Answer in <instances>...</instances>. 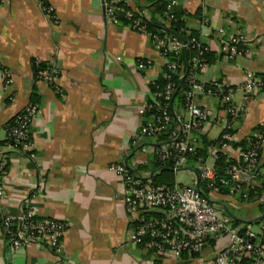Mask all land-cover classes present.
Masks as SVG:
<instances>
[{"label":"crops","instance_id":"crops-1","mask_svg":"<svg viewBox=\"0 0 264 264\" xmlns=\"http://www.w3.org/2000/svg\"><path fill=\"white\" fill-rule=\"evenodd\" d=\"M47 2L55 7L58 23L44 12L41 0H0V160L6 159V171L0 175L5 189L0 199V264H196L212 259L224 238L210 240L201 254L185 258L156 255L133 243L124 185L109 169L128 158L130 170L152 175L151 168L143 167L150 166L151 156L143 147L153 140L142 137L135 143L134 138L145 121L139 110L165 59L147 35L122 23H108L103 0ZM149 2L128 0L134 9ZM179 8L186 12L187 28L197 30L214 53L199 79L218 78L234 88L233 101L241 106L246 70L264 76V0H180ZM219 26L242 32L252 52L235 59L222 56L214 33ZM139 58L153 60L154 67H140ZM33 59L58 67V87L36 79ZM5 72L12 82L2 76ZM34 90L40 108L30 128L35 143L31 157L8 144L7 124L32 101ZM199 102L214 110L204 132L217 139L226 113L214 97L201 96ZM177 110L181 115V108ZM232 124L236 142L256 127L264 131V91L252 95ZM226 153L239 160L242 148L230 144ZM186 170L194 175L191 184H196L198 173ZM210 199L221 209L249 207L245 218L230 211L242 222L261 215L259 200L241 203L222 194H210ZM27 200L38 215L67 223L60 253L43 242L11 249L1 218L16 213ZM256 224L261 232L262 223Z\"/></svg>","mask_w":264,"mask_h":264},{"label":"built area","instance_id":"built-area-1","mask_svg":"<svg viewBox=\"0 0 264 264\" xmlns=\"http://www.w3.org/2000/svg\"><path fill=\"white\" fill-rule=\"evenodd\" d=\"M180 0H169L167 5L168 18L164 21L169 24L176 17L172 8ZM44 12L54 23L59 22L55 7L47 0H41ZM108 23H118L117 13H122L129 20L128 27L134 31L147 35L155 49L165 59L160 76L166 80L165 86L158 90H151L150 97L144 102L140 113L154 111L141 125L134 138H149L153 144L144 146L143 150L155 154L163 163H172L176 170L188 169V155L197 152V137L195 131H203L212 119L214 110L210 106L199 102V96L214 97L218 100L221 110L226 113V122L221 132V141L218 151L225 152L230 142L234 140V119L243 109L252 95L264 91V76L252 70H246L242 85L243 104L234 103L235 89L231 88L218 78L203 81L199 75L206 72L209 62L204 53L211 50V46L200 36L192 37L189 41H182L178 37L165 34H151L146 29L143 17L148 18L146 10H137L129 6L128 0H103ZM139 14V15H137ZM214 33L220 41V53L228 59L246 56L252 52L249 40L242 32H229L226 27L214 28ZM193 48L197 54L192 56V71L185 73V65L170 61L169 54L177 55L183 49ZM37 61H42L38 59ZM140 67L150 69L154 67L151 59L139 58ZM52 68L41 69L39 80L50 86L58 87L60 75L58 67L51 62ZM173 73L179 74L180 79L186 78V87L183 91L184 102L182 114L184 120L179 130L172 132L170 140H159L162 130L172 122L171 108L173 94L177 83ZM7 83L12 82L10 73L2 75ZM159 76V77H160ZM158 77V78H159ZM156 78L151 84H155ZM40 104L30 102L20 112L14 115L12 122L7 126V142L10 146L19 148L35 156V143L30 133L31 125L39 112ZM256 140L247 151H242L244 164L231 162L225 175H220L216 168L218 155L216 151L204 159L199 158L195 167L198 176L205 182L210 194H221L223 187L229 188L226 195L229 198H238V194L247 196L244 184L253 183L258 179L255 166L258 162L259 151L264 148V132L257 130ZM140 144V143H139ZM209 160V161H208ZM109 169L115 172L124 185V204L131 219L129 239L136 245L151 250L156 255H172L181 258L183 254L192 256L201 254L211 239H225L223 247L210 260L196 264H264V241L261 234L264 230V220L261 222V232L248 227L244 232L234 225L233 219L224 214L222 209L205 197L196 183L173 185L154 184L151 176L142 175L130 170L125 162H114ZM6 171V159L0 160V175ZM264 177V169L260 172ZM5 195L4 186L0 184V199ZM5 236L12 250H18L28 243L43 242L56 253L63 250V239L68 225L65 221L40 216L36 213L29 200L23 202L16 213H6L1 218Z\"/></svg>","mask_w":264,"mask_h":264},{"label":"trees","instance_id":"trees-1","mask_svg":"<svg viewBox=\"0 0 264 264\" xmlns=\"http://www.w3.org/2000/svg\"><path fill=\"white\" fill-rule=\"evenodd\" d=\"M169 0H150V2L145 5V6H140L136 8L137 10H146L149 14L148 18L143 17L144 23L146 24V29L148 32L151 34H158L160 36H163L165 34H171L176 37H178L180 40L186 42L189 41L192 37L195 36H200L197 30L189 29L187 28L185 21H184V16L186 12L182 9L179 8V4L175 5L172 8V12L174 13L176 19L171 20L168 23H166L164 20L168 18L167 14L165 12L167 11V5H168ZM139 15V14H137ZM118 17V23H122L124 25H128L129 20L125 17L124 14L122 13H117ZM197 54V51L193 48H186L183 49L179 54L175 55L173 52L169 54V60L170 61H177L183 65H185V73L186 75H189L190 72L192 71V63L191 58ZM204 56L210 63L213 58H214V53L212 50L209 52L204 53ZM145 59V58H143ZM38 59H33L32 60V67L34 70V75L37 80L38 78V73L41 69L45 68H52V64L47 61H37ZM167 69L165 66L163 67V70ZM173 78L177 83L176 90L173 94V103H172V108H171V115L173 117V120L171 123H169L168 127L164 130L159 135V140H170L172 137V132L175 130H179L182 121L184 120L183 117H180V112L179 108L182 110V105L184 102V95L183 91L187 85L186 83V78L180 79L179 74L173 73ZM166 84V80H164L161 76L158 78L155 84H151V90H160L162 89ZM202 95L199 96V98ZM40 96L36 90L32 93V103H40ZM219 103V102H218ZM219 107L221 108L220 104ZM155 112H148L145 115V120L150 116L153 115ZM14 116L10 119L8 122L7 126L12 122ZM257 130L263 131L261 127H256L254 129V132L250 134L247 138L236 142L235 140L231 141L230 144L236 146V147H241L242 151H247L251 146L252 142L256 140L255 133ZM234 131V130H233ZM264 132V131H263ZM196 137H197V152L196 154H189L188 155V165L186 168L194 170L196 173H198L197 168L195 167L196 163L199 161V158H204L206 159L210 153L216 151L218 155V159L216 160V168L218 169V173L220 175H225L226 174V169L227 166L231 162H236L240 164H244L242 161V157H240L239 160H234L229 158L228 154L225 152L218 151V146L221 141V134L217 139H211L205 132L202 131H195ZM262 151H259V157H258V162L255 166V172L258 173V179H256L255 182L253 183H248L244 184V189L247 192V196L244 197L243 194H238L237 199L238 202L244 203V202H252L255 200L260 201V208H261V214L264 210V177L260 173L264 169V161L262 160ZM150 162V166H147L145 164V168H151L152 176H151V181L154 184H167V185H173L176 182L175 179V172L176 169L174 168V165L170 162L168 163H163L161 162L155 154H151L148 163ZM198 186L202 190V193L204 194L205 197L210 198L209 195V190L206 187L205 182L201 180V178L198 179L197 182ZM229 193V188L228 187H223L221 194L222 195H227ZM233 199V198H232ZM227 209H229L228 206H226ZM223 213L229 215L228 213L225 212L224 208H222ZM233 219V223L236 226H240L239 228L241 229V232H244L248 227L253 225L254 223H261L262 220H257L254 222H246V221H241L237 218H233L231 215H229ZM261 238L264 241V230L263 233L261 234ZM212 240V239H211ZM210 241V240H209ZM198 254H193L192 257H196ZM185 257H190L188 254H183L181 258ZM251 260H246L245 262L248 264Z\"/></svg>","mask_w":264,"mask_h":264},{"label":"rangeland","instance_id":"rangeland-1","mask_svg":"<svg viewBox=\"0 0 264 264\" xmlns=\"http://www.w3.org/2000/svg\"><path fill=\"white\" fill-rule=\"evenodd\" d=\"M213 133H215V132H213ZM193 178H194V175L189 170L181 169V170H177L175 172V179H176V182L177 183H180V184H189V183H192L193 182ZM228 207H229V210L234 215H236L239 218H245L248 215V213L250 212V210L248 211V208L249 207H247V206L240 207L238 205H236V206L229 205ZM253 229L255 231H258L259 230V225L256 224V223H254L253 224Z\"/></svg>","mask_w":264,"mask_h":264},{"label":"water","instance_id":"water-1","mask_svg":"<svg viewBox=\"0 0 264 264\" xmlns=\"http://www.w3.org/2000/svg\"><path fill=\"white\" fill-rule=\"evenodd\" d=\"M125 164L127 165V167L129 168V169H131L130 168V166H129V164H128V158H126L125 159ZM178 170H181V169H178ZM177 171V170H176ZM152 176V175H151ZM209 201H211L212 203H215L216 201H214V200H211L210 198H209ZM224 210H225V212L226 213H228L229 215H231L233 218H237L236 216H234L231 212H230V210L229 209H227V207L226 206H224ZM264 218V210H263V212H262V214L260 215V216H257L256 218H254V219H251V220H247V222H254V221H257V220H262ZM238 219V218H237Z\"/></svg>","mask_w":264,"mask_h":264}]
</instances>
